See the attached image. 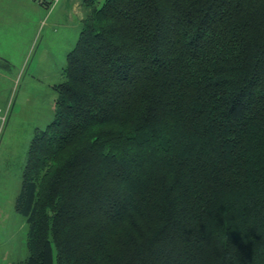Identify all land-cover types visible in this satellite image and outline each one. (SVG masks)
Segmentation results:
<instances>
[{"label":"trees","instance_id":"trees-1","mask_svg":"<svg viewBox=\"0 0 264 264\" xmlns=\"http://www.w3.org/2000/svg\"><path fill=\"white\" fill-rule=\"evenodd\" d=\"M82 6L19 264H264V0Z\"/></svg>","mask_w":264,"mask_h":264},{"label":"rangeland","instance_id":"rangeland-1","mask_svg":"<svg viewBox=\"0 0 264 264\" xmlns=\"http://www.w3.org/2000/svg\"><path fill=\"white\" fill-rule=\"evenodd\" d=\"M48 12L36 0H0V44L13 42L20 49L11 56L14 59L6 77L8 72L0 61V108L8 106L0 135V264H19L28 256V227L15 211V200L30 140L53 118L54 86L62 80L65 51L72 49L79 34L75 24L47 19ZM20 27L22 36L17 33ZM69 43L74 44L67 50Z\"/></svg>","mask_w":264,"mask_h":264},{"label":"crops","instance_id":"crops-1","mask_svg":"<svg viewBox=\"0 0 264 264\" xmlns=\"http://www.w3.org/2000/svg\"><path fill=\"white\" fill-rule=\"evenodd\" d=\"M49 11L51 13L50 12L47 13V14L50 13L47 16V19L51 17L56 18L57 20L61 19L64 23L66 22V24L68 25H74V24L77 25L79 30H80V21L83 19V17L87 13V10L82 6V0H57L56 4ZM28 24L29 23L27 22L25 25H23V29L27 28ZM23 31L24 30H22V27L17 29V33H19V36L23 35L24 33ZM16 41L20 45V47L23 46L20 39ZM73 44L69 43V47H67V50ZM19 51L20 49H18L13 42L8 45L0 44V61L4 62V64H1V66L5 68L6 72H8L6 75H3V76L6 77L10 72L9 67L12 66V61L14 59L11 56L15 52L20 53ZM69 51H65V54L67 55ZM22 57H24V55Z\"/></svg>","mask_w":264,"mask_h":264},{"label":"built area","instance_id":"built-area-1","mask_svg":"<svg viewBox=\"0 0 264 264\" xmlns=\"http://www.w3.org/2000/svg\"><path fill=\"white\" fill-rule=\"evenodd\" d=\"M38 2V4L42 5L45 3H49V9H51L57 2V0H36ZM7 113H8V106L5 110L0 108V135L2 134V130L4 127V124L6 122L7 119Z\"/></svg>","mask_w":264,"mask_h":264}]
</instances>
